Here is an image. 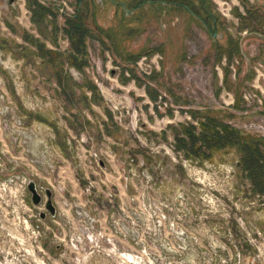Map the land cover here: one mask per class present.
Returning a JSON list of instances; mask_svg holds the SVG:
<instances>
[{
  "label": "rangeland",
  "instance_id": "obj_1",
  "mask_svg": "<svg viewBox=\"0 0 264 264\" xmlns=\"http://www.w3.org/2000/svg\"><path fill=\"white\" fill-rule=\"evenodd\" d=\"M205 117L264 140V0H0V158L42 195L0 264H264L237 152L175 151Z\"/></svg>",
  "mask_w": 264,
  "mask_h": 264
},
{
  "label": "trees",
  "instance_id": "obj_2",
  "mask_svg": "<svg viewBox=\"0 0 264 264\" xmlns=\"http://www.w3.org/2000/svg\"><path fill=\"white\" fill-rule=\"evenodd\" d=\"M80 43H83L82 40ZM203 120L198 133L192 125H183L174 132L175 151L183 152L187 158L193 156L199 160H210L215 152L234 149L239 156L238 166L252 192L264 196V140L242 135L214 118L205 117Z\"/></svg>",
  "mask_w": 264,
  "mask_h": 264
},
{
  "label": "built area",
  "instance_id": "obj_3",
  "mask_svg": "<svg viewBox=\"0 0 264 264\" xmlns=\"http://www.w3.org/2000/svg\"><path fill=\"white\" fill-rule=\"evenodd\" d=\"M16 167L11 169V174L7 173L0 158V224H31L33 218V206H27L25 195L27 185L31 181L26 177L14 174ZM6 174V175H4ZM22 210V217H19V210Z\"/></svg>",
  "mask_w": 264,
  "mask_h": 264
},
{
  "label": "water",
  "instance_id": "obj_4",
  "mask_svg": "<svg viewBox=\"0 0 264 264\" xmlns=\"http://www.w3.org/2000/svg\"><path fill=\"white\" fill-rule=\"evenodd\" d=\"M27 190L30 194L32 205L38 206L39 204H41L42 195L38 192V189L34 181H30L28 183ZM43 191L46 196V201L44 202V208L46 212H40L39 217L41 219H45L48 213V215L54 218L56 215V208L52 202V192L49 188H44Z\"/></svg>",
  "mask_w": 264,
  "mask_h": 264
}]
</instances>
